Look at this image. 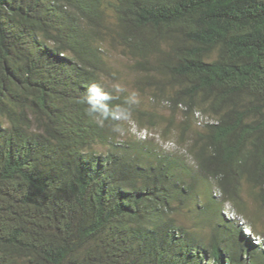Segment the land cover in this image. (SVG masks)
Returning a JSON list of instances; mask_svg holds the SVG:
<instances>
[{
	"label": "trees",
	"instance_id": "16d2710c",
	"mask_svg": "<svg viewBox=\"0 0 264 264\" xmlns=\"http://www.w3.org/2000/svg\"><path fill=\"white\" fill-rule=\"evenodd\" d=\"M0 264H264V0H0Z\"/></svg>",
	"mask_w": 264,
	"mask_h": 264
},
{
	"label": "rangeland",
	"instance_id": "374dc122",
	"mask_svg": "<svg viewBox=\"0 0 264 264\" xmlns=\"http://www.w3.org/2000/svg\"><path fill=\"white\" fill-rule=\"evenodd\" d=\"M110 34H107L103 41L105 54L111 66L110 74L108 77H106L109 84H111L115 88L116 85H119L121 88L124 89V91L121 92L124 93V95L127 96L128 98L130 97V94L133 91L136 92L137 93L136 97L133 99L129 98V100L131 103L139 106L141 109L144 110L147 109L149 111H158L160 114L167 115L168 109L165 107L164 105L165 103L164 102L154 103L151 99L150 92L153 86L149 85L144 79L146 72L137 68L134 65L133 59L125 51V48L118 42L116 38L110 36ZM132 120H134L132 117H129L127 119V123H126L128 130V133H126L127 135L128 134L133 135L132 132L130 131V124H129V122H132ZM227 208L228 207H225V209L222 210L223 215L225 217L230 216L229 212L225 214ZM182 221L183 222L187 221L185 215L181 219V222ZM187 224H189V221L187 222ZM261 224L263 223L261 222ZM253 241L255 242V240Z\"/></svg>",
	"mask_w": 264,
	"mask_h": 264
},
{
	"label": "clouds",
	"instance_id": "9594fccd",
	"mask_svg": "<svg viewBox=\"0 0 264 264\" xmlns=\"http://www.w3.org/2000/svg\"><path fill=\"white\" fill-rule=\"evenodd\" d=\"M116 90L117 91H124V89L121 88L119 85H116ZM100 94H101V86L97 83H92L88 86V88L86 90V94H85L82 102L86 105V107H85L86 114L91 119H93V121L95 123H97L99 126L103 127L105 121H107L109 119L120 120L121 117L112 113L111 111L103 109L102 106L100 104H98V97ZM136 95H137V93L133 91L130 94L129 98L133 99L136 97ZM106 99H111V97L106 96ZM113 131L114 132H120L121 130L118 127H114ZM228 212L230 213V216H228V217L233 218L235 213H233L231 210L227 209L225 211V214H227ZM243 227H242V229H243ZM245 233L250 235V237L253 238L252 240H255V242H258V240L260 239L256 235H253L252 232L248 228H247Z\"/></svg>",
	"mask_w": 264,
	"mask_h": 264
},
{
	"label": "bare ground",
	"instance_id": "6f19581e",
	"mask_svg": "<svg viewBox=\"0 0 264 264\" xmlns=\"http://www.w3.org/2000/svg\"><path fill=\"white\" fill-rule=\"evenodd\" d=\"M244 232L247 230V227L244 226L243 229H242ZM262 241H260L259 245L261 244Z\"/></svg>",
	"mask_w": 264,
	"mask_h": 264
},
{
	"label": "built area",
	"instance_id": "2783aa9c",
	"mask_svg": "<svg viewBox=\"0 0 264 264\" xmlns=\"http://www.w3.org/2000/svg\"><path fill=\"white\" fill-rule=\"evenodd\" d=\"M140 133V135L141 136H143V135H145L146 134V132L143 130V131H141V132H139Z\"/></svg>",
	"mask_w": 264,
	"mask_h": 264
}]
</instances>
